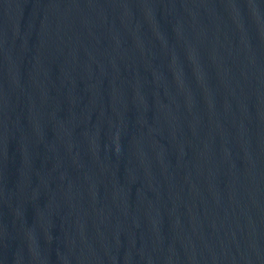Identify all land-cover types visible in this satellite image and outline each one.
<instances>
[{
  "label": "water",
  "instance_id": "obj_1",
  "mask_svg": "<svg viewBox=\"0 0 264 264\" xmlns=\"http://www.w3.org/2000/svg\"><path fill=\"white\" fill-rule=\"evenodd\" d=\"M0 264H264V0H0Z\"/></svg>",
  "mask_w": 264,
  "mask_h": 264
}]
</instances>
